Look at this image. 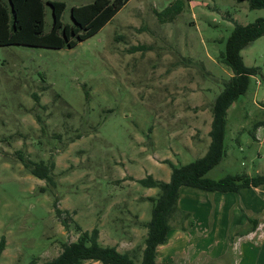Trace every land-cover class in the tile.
<instances>
[{
  "label": "rangeland",
  "instance_id": "obj_1",
  "mask_svg": "<svg viewBox=\"0 0 264 264\" xmlns=\"http://www.w3.org/2000/svg\"><path fill=\"white\" fill-rule=\"evenodd\" d=\"M45 1L48 32L53 13ZM61 1L64 23H72L71 8L95 0ZM175 1L129 0L72 48L0 45V264H42L95 227L101 244L111 246L137 227L141 254L149 197L160 189L139 179L169 181L171 164L205 155L212 105L232 76L220 52L236 22L264 17L248 0H184L179 13L160 14ZM242 55L264 72V36ZM227 118V154L207 175L264 174V125L260 141L248 130L264 121L260 75ZM23 159L53 163L55 183L34 176ZM254 215L247 210L264 222V211ZM171 222L187 227L196 219L182 212ZM246 225L253 228L250 220ZM220 260L210 264H237L231 254Z\"/></svg>",
  "mask_w": 264,
  "mask_h": 264
},
{
  "label": "trees",
  "instance_id": "obj_2",
  "mask_svg": "<svg viewBox=\"0 0 264 264\" xmlns=\"http://www.w3.org/2000/svg\"><path fill=\"white\" fill-rule=\"evenodd\" d=\"M129 0H95L92 3L71 8L72 23H64L63 13L66 3L61 0H48L52 7L53 25L45 32V0H9V5L0 0V45H26L32 47L72 48L78 43L100 31ZM244 1V0H238ZM251 8H263L264 0H248ZM184 0H176L171 6L160 12L162 15L179 13ZM264 36V17L249 24L235 23L226 40L225 48L220 52V61L232 71V76L224 82L223 89L212 105L213 120L209 135L211 142L204 156L184 165H172L169 181L155 179L153 176L139 179L147 187H158L157 196H150L153 202L152 217L143 222L147 228L144 247L130 252H121L116 246L103 245L99 241L100 230H82L75 241L65 242L61 253L42 264H75L82 260H99L102 264H158L157 249L168 238L172 229L171 221L177 213H182L178 201L182 186H191L207 192H232L238 194L241 188L264 185V174H226L212 178L207 174L219 165L227 154L226 136L228 132V110L232 104L245 95L251 86L252 77L260 75L264 82L261 66H247L242 50ZM260 121L255 128L263 125ZM30 172L49 183L54 184L52 175L54 164L44 161L32 162L23 159ZM42 190H45L42 188ZM59 215L63 211L57 208ZM188 216V213H185ZM68 226L66 218L62 219ZM254 227L258 220L253 222ZM6 239L0 241V256L5 249Z\"/></svg>",
  "mask_w": 264,
  "mask_h": 264
},
{
  "label": "crops",
  "instance_id": "obj_3",
  "mask_svg": "<svg viewBox=\"0 0 264 264\" xmlns=\"http://www.w3.org/2000/svg\"><path fill=\"white\" fill-rule=\"evenodd\" d=\"M256 84L259 86L260 81L257 80ZM212 120L213 117L207 124L208 133ZM259 122H254L253 129H248L257 141L261 140L259 128L262 125L255 128ZM208 137L210 138L209 135ZM210 142L211 139L208 145ZM262 188L264 185L241 188L238 194L232 192L209 194L210 192L199 188L182 186L179 208L183 213L189 214L190 221L191 217L195 218L196 224L192 222L183 227L174 226L171 222L172 229L167 240L157 249L158 264H210L213 260L221 262L220 259L228 254L237 259V264H264V222L260 220L252 229L246 225L248 220L252 223L255 221V217L248 218L247 210L256 214L258 218L264 211V195L260 191ZM137 231L139 232V229L135 226L130 228L126 239L112 246L131 253L136 247L134 238ZM143 235L145 239L147 230ZM192 248H196L197 252L191 253L189 250ZM84 262L82 264H102L101 261L92 259Z\"/></svg>",
  "mask_w": 264,
  "mask_h": 264
}]
</instances>
